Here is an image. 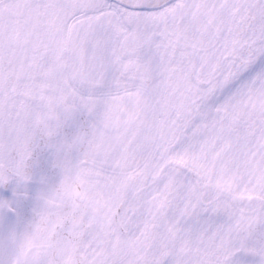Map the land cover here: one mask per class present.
I'll use <instances>...</instances> for the list:
<instances>
[{"label": "snow or ice", "instance_id": "6c2138e0", "mask_svg": "<svg viewBox=\"0 0 264 264\" xmlns=\"http://www.w3.org/2000/svg\"><path fill=\"white\" fill-rule=\"evenodd\" d=\"M0 264H264V0H0Z\"/></svg>", "mask_w": 264, "mask_h": 264}]
</instances>
